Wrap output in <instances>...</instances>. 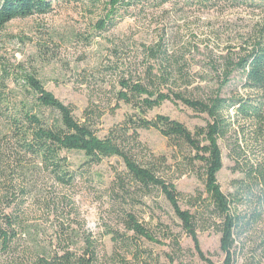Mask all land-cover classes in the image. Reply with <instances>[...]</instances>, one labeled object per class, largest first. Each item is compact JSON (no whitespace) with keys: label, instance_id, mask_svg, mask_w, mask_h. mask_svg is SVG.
I'll return each mask as SVG.
<instances>
[{"label":"trees","instance_id":"obj_1","mask_svg":"<svg viewBox=\"0 0 264 264\" xmlns=\"http://www.w3.org/2000/svg\"><path fill=\"white\" fill-rule=\"evenodd\" d=\"M51 1L0 0V29L16 18L49 13ZM91 4L100 6L98 16L90 22L95 35L116 27L127 18L136 19L167 4L176 11L246 9L263 15L249 24L236 42H229L225 52L208 57V72L218 85L205 99L186 95L192 82L186 55L197 52V43L188 41L184 43L186 48L181 47L175 34L159 29L152 42L126 47L127 55L121 54L123 48L113 46V60L105 68L115 78V107L123 102L131 111L102 136L96 128L102 115L97 106L87 105L79 119L70 104L59 100L33 75L15 76V88H9L2 77L0 255H6L9 264H109L104 252L101 253L98 240L89 230L81 231L72 236L67 245L53 250L37 246L32 251L18 252L13 248L14 238L24 227L17 211L40 194L39 182L43 179L64 187L74 184L76 173L65 153L76 151L84 158L82 165L87 166L99 164L106 158H119L127 176L136 185L134 189H142L146 194L153 189L161 193L178 218L181 230L191 239L197 255L211 263L200 249L194 214L181 208V193L173 182L160 174V167L166 165L167 158L152 155L151 162L146 163L138 161L133 152V149L142 148L138 130L153 128L169 141V146L186 148L183 158L200 168L208 200L203 209L211 220L210 227L220 234L222 264H233L236 245L240 244L239 240L250 225L260 219V208L264 209V0H91ZM130 49L140 57H128L133 54ZM233 75L239 76L238 84L247 94L230 92L227 96L222 95ZM165 101L181 102L192 111L205 114V125L189 130L168 115L147 116L148 111ZM249 131L248 136L254 142L260 140L261 156L243 165L245 147L250 141L246 136ZM221 142H225L227 157L234 162V169L242 174V178L236 180L232 194H225L217 181L223 166ZM115 178L119 190H124L123 179L117 174ZM122 219L124 229L131 231L132 237L159 243L132 212L123 213ZM106 234L114 245L110 258L117 253L121 257L119 263L114 264L130 263L128 255L133 261H139L140 248L131 245L130 238L113 230ZM74 240L77 242L73 243ZM116 245L122 252L115 249ZM143 264L152 263L144 261Z\"/></svg>","mask_w":264,"mask_h":264},{"label":"rangeland","instance_id":"obj_2","mask_svg":"<svg viewBox=\"0 0 264 264\" xmlns=\"http://www.w3.org/2000/svg\"><path fill=\"white\" fill-rule=\"evenodd\" d=\"M51 2L49 13L16 18L0 29V80L4 77L5 84L15 88V76L33 75L59 100L70 104L79 119L87 105L97 106L102 114L96 126L99 136L106 134L131 111L123 102L115 107V78L105 68L113 60V46L123 48L121 54L127 55L126 47L152 42L159 29L175 34L181 47L186 48L184 43L188 41L197 43V52L186 55L192 78L186 95L205 99L218 85L208 72V57L225 52L229 42H236L247 26L263 15L246 9L176 11L167 4L136 19L127 18L116 27L95 35L90 22L98 16L100 6L91 4V0ZM130 50L133 54L128 57H140ZM232 78L222 95L227 96L230 92L247 94L238 84L239 76ZM157 114L168 115L189 130L204 126L207 120L205 114L194 112L181 102L165 101L148 111L147 116L153 118ZM249 134L250 131L246 136ZM248 140L243 165L261 156L260 140L256 143L249 136ZM138 141L142 148L133 149L138 161L151 162L152 155L167 158L166 165L160 167V174L173 182L181 193V208L194 214L200 249L211 263L197 255L191 239L181 230L178 218L161 193L153 189L146 194L142 189H134L136 185L127 176L119 158H106L99 164L87 166L82 165L84 158L76 151L65 153L76 173L74 184L64 187L43 179L39 182L40 194L17 211L24 227L14 238V250L32 251L37 246L57 249L67 245L72 236L89 230L98 240L105 260L109 264L119 263V253L110 258L114 245L106 232L113 230L126 235L131 245L140 248L139 261H133L128 255L130 263L127 264H143L144 261L152 264H222L220 234L210 227L211 220L203 209L208 200L200 168L183 158L186 148L169 146V141L153 128L138 130ZM221 146L223 166L217 181L225 194H232L236 180L242 178V174L234 169V162L227 157L225 142H221ZM116 174L124 181L122 191L117 187ZM260 210V219L250 225L239 240L240 244L236 245L233 264H264V209ZM125 212H132L159 243L132 237V232L123 227L122 214ZM115 249L122 252L119 245ZM0 264H9L6 255H0Z\"/></svg>","mask_w":264,"mask_h":264}]
</instances>
